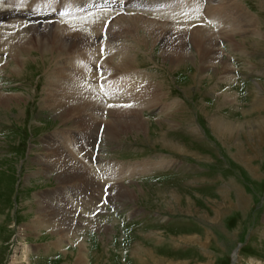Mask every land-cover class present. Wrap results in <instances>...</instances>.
I'll return each mask as SVG.
<instances>
[{"label":"rangeland","instance_id":"1","mask_svg":"<svg viewBox=\"0 0 264 264\" xmlns=\"http://www.w3.org/2000/svg\"><path fill=\"white\" fill-rule=\"evenodd\" d=\"M139 1L98 8L112 12L108 24L136 14L155 23L152 30L138 23L132 35L151 37L132 53L134 71L164 96L140 113L141 129L112 134L103 113L94 138L97 127L69 119L47 98H58L70 58L34 47L15 66L0 50V94L12 98L0 105V264H264V0ZM187 4L194 19L178 46L175 33L160 31L183 25ZM227 8L241 10L234 28L216 21ZM71 16L54 19L66 25ZM24 22L0 28L19 38L30 30ZM203 26L217 38L229 35L214 39L215 53L207 44L200 53L193 42ZM179 53L184 59L172 63ZM214 120L233 132L223 138ZM57 144L68 153L63 162ZM70 158L89 165L95 184ZM159 160L164 165L127 170ZM105 167L117 177H106Z\"/></svg>","mask_w":264,"mask_h":264},{"label":"bare ground","instance_id":"2","mask_svg":"<svg viewBox=\"0 0 264 264\" xmlns=\"http://www.w3.org/2000/svg\"><path fill=\"white\" fill-rule=\"evenodd\" d=\"M89 1H93L91 5L83 3V5H80L81 2ZM114 2L117 4L118 0H80L79 4L76 3L75 0L73 2L70 0H0V22L7 21L8 24L9 22L12 24H19L26 21L27 29L29 26L30 30L25 31L28 33L34 31L35 33V35L32 33L34 36H32L31 39L30 37L27 39V36L25 35L27 32L22 29V31L25 32V37H23L24 35L22 33L23 36L16 38L18 36L3 33L2 31L4 28H0V50L10 51L9 53H11V58L12 61H14L15 66H18L20 62L23 61L20 56H22L23 53L25 54L33 51L34 47H37L42 51L51 52L52 54L55 53L58 56L61 55L62 57L67 56L66 58H70L71 61L64 64V67L67 66L66 68H70V72H66L65 74L61 73L62 81L60 83V90L59 88L57 91L55 90L56 93L58 92V98L55 97L54 93L47 98H52V100L49 99L51 104L54 106L56 105L55 107H58L59 109H63L67 113V117L69 119L75 117L77 123L79 122L90 129L97 127L94 138L97 136L96 134L99 128L98 125L101 123L99 115L105 113L109 116L106 126L108 130L112 131V134L113 130H119L126 127V125L130 126L131 130L132 128L135 129V127L141 129L144 122L139 117L140 113L143 112L144 108L151 109L159 105V103H161L164 99V96L159 94V91L161 90V88H159L160 86L151 85V79H147L145 77L146 75L144 76L141 71H134L136 69L134 59L136 58L132 53L138 46L140 47V45L143 44V41L148 42L147 40H150L151 37L143 34L140 35L139 38H135L132 37V35L141 27L138 26V23L143 22V27H149L151 30L153 28H150V25L155 26V23L141 19V17L136 14L132 17L124 16L119 17L116 20L113 19V22L108 24L107 20L111 18L110 15L112 12L106 9H99L98 7L106 5L113 6ZM143 3H149L148 5L153 3L155 6L161 5V3L158 4L157 0L139 1V4L142 5ZM23 6H25V8ZM184 7L188 9L185 14L181 15L186 17H181L184 18L180 22L183 25H173L171 22L170 26L166 25L164 28L167 32H163L164 29H161L160 31L164 34L175 33L176 37L179 38L176 40L177 44H175L178 46L182 45L183 40H185V29H188L187 24H189L187 22L194 19L193 15L189 13L193 12V8L195 6H193V4H187L184 5ZM215 7L217 8V6ZM239 9L240 8H227V11L225 12L216 10L218 12V18L216 19L218 25H223L228 28L236 27L235 24L240 21H238V16L234 13H236L235 11L241 12ZM67 12L70 16L73 14V17L71 16L72 18L67 20L66 25H68V27H66L62 19H57L56 21L54 19L56 16L59 17L61 13L63 14ZM180 12L178 11L177 13L180 14ZM105 13H109V15H105L108 16L107 19L103 17ZM159 13L161 14V12ZM209 14H212V12H209ZM162 16L165 17L166 15H159L158 17L162 18ZM104 18L106 20H104ZM234 18H236V21ZM243 19L244 20L242 21L245 22V24H249L251 22L250 19H247L246 17H243ZM50 20L53 21L50 23ZM42 22H45L47 26L37 25ZM104 27H106V29L104 31L105 34L103 35L102 31ZM12 28L17 31L19 29L21 30V28H16L15 25H13ZM39 28H42L43 30L39 31ZM197 30V33L193 35V42L199 48L198 51H200V53L206 52V49H204L205 47L203 46L204 44H207L214 49L215 40L223 37L227 38V36H229L224 34V36L221 35L220 38H217L210 31H206L204 26L198 28ZM157 35L158 34L155 36L157 37ZM12 37L15 39L12 40ZM127 38L131 39L127 40ZM115 40L117 43H115ZM128 41L130 42L128 43ZM102 48L103 50L106 49V52L105 50L102 52ZM178 48V50H180V47ZM183 59L184 54L179 53L178 55L171 57L170 60L174 63L176 61L181 62ZM84 60L86 61L84 62ZM110 61L113 63L112 66L109 65ZM11 99L12 98H9V96H3L0 94V105H5V103ZM212 125L215 129H218L217 132L223 138L233 132L232 126L228 125V123L226 124L220 122L219 120H214ZM260 126H262L261 123ZM111 137L112 136H110V138ZM172 141L173 140H171V142L165 141L163 145L165 144L169 146V148L174 149L175 147ZM56 147L57 151L54 150L56 160L58 162H63L64 160H62V156L66 157L68 153L61 146V144H57ZM69 162L78 166L82 172L86 173L84 176L87 178L90 186L95 184L97 175L93 173L92 175L90 174L89 165H85L83 162L74 160L73 158H70ZM59 165H61V163ZM161 165H164L163 160H159L155 163H143L141 165H137L135 168L130 166L127 170L139 171L142 168L147 170ZM105 171L106 177L107 175L110 179L117 177V174H115V171L111 167H105ZM59 216L60 215H58V217Z\"/></svg>","mask_w":264,"mask_h":264}]
</instances>
